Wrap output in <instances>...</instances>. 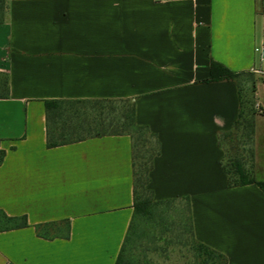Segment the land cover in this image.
Returning a JSON list of instances; mask_svg holds the SVG:
<instances>
[{
    "label": "crops",
    "instance_id": "1",
    "mask_svg": "<svg viewBox=\"0 0 264 264\" xmlns=\"http://www.w3.org/2000/svg\"><path fill=\"white\" fill-rule=\"evenodd\" d=\"M263 38L264 0H8L0 211L27 226L0 229V264H115L133 213L130 138L46 146L45 101L93 99L133 103L159 142L147 189L188 199L194 240L226 264H264V192L228 187L220 165L238 87L206 81L212 62L255 74ZM64 221L67 238L35 231Z\"/></svg>",
    "mask_w": 264,
    "mask_h": 264
},
{
    "label": "trees",
    "instance_id": "2",
    "mask_svg": "<svg viewBox=\"0 0 264 264\" xmlns=\"http://www.w3.org/2000/svg\"><path fill=\"white\" fill-rule=\"evenodd\" d=\"M8 0H0V25L7 14ZM249 77L251 94L255 97L252 73H233L216 63L210 65L207 82L229 80L238 87L239 114L232 128L218 135V145L224 157L220 163L227 177V186L235 187L255 184L264 192V181H256L240 155L237 140L243 119L244 101L241 78ZM8 97V79L0 74V99ZM256 105V103H255ZM46 146L48 148L80 142L89 138L126 135L131 141V161L133 174V213L115 264H139L132 261L133 252L139 239L138 232L146 223H156L162 236L174 227L181 239V245L188 253L186 264H226V258L219 252L197 242L192 235L188 199L154 201L147 189L148 173L152 161L159 154V142L155 134L134 122L133 103L122 99L93 100H47L45 101ZM251 130V124H248ZM227 140L226 147L224 141ZM3 153L0 152V163ZM27 226L25 217H7L0 211V229L8 230ZM62 226V228H60ZM69 225L66 221L59 225L46 223L35 226L37 235L44 239L67 238Z\"/></svg>",
    "mask_w": 264,
    "mask_h": 264
},
{
    "label": "rangeland",
    "instance_id": "3",
    "mask_svg": "<svg viewBox=\"0 0 264 264\" xmlns=\"http://www.w3.org/2000/svg\"><path fill=\"white\" fill-rule=\"evenodd\" d=\"M249 77L241 78L244 101L243 119L245 123L239 128L237 140L240 142V155L252 177L256 181H264V112H258L256 99L250 91ZM254 80L262 76L253 74ZM258 99L264 108V81L258 85ZM251 124V130L248 126ZM224 145L228 147L227 140ZM62 228V226H60ZM156 223H146L138 232L139 239L133 252L132 261L139 264H186L188 253L181 245V238L174 227L164 237L157 235Z\"/></svg>",
    "mask_w": 264,
    "mask_h": 264
},
{
    "label": "built area",
    "instance_id": "4",
    "mask_svg": "<svg viewBox=\"0 0 264 264\" xmlns=\"http://www.w3.org/2000/svg\"><path fill=\"white\" fill-rule=\"evenodd\" d=\"M161 1V0H154ZM255 54L257 58V67L253 69V73L264 76V38L260 46L255 48ZM258 112H263L257 105H255Z\"/></svg>",
    "mask_w": 264,
    "mask_h": 264
}]
</instances>
